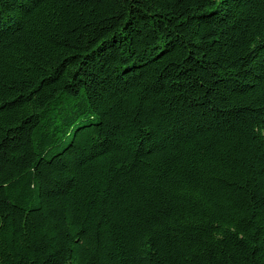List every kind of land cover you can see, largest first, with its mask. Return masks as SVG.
<instances>
[{
  "label": "trees",
  "instance_id": "16d2710c",
  "mask_svg": "<svg viewBox=\"0 0 264 264\" xmlns=\"http://www.w3.org/2000/svg\"><path fill=\"white\" fill-rule=\"evenodd\" d=\"M0 264H264V0H0Z\"/></svg>",
  "mask_w": 264,
  "mask_h": 264
}]
</instances>
